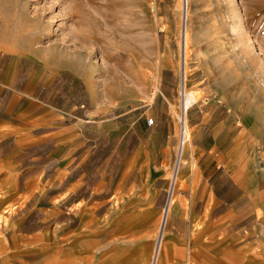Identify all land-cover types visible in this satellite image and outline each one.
I'll return each mask as SVG.
<instances>
[{
    "label": "crops",
    "instance_id": "0c3cea01",
    "mask_svg": "<svg viewBox=\"0 0 264 264\" xmlns=\"http://www.w3.org/2000/svg\"><path fill=\"white\" fill-rule=\"evenodd\" d=\"M32 59L0 50L3 262L264 264L245 228L257 200L224 161L231 126L193 118L160 222L177 140L165 109L147 124L143 99L100 107L80 72Z\"/></svg>",
    "mask_w": 264,
    "mask_h": 264
},
{
    "label": "rangeland",
    "instance_id": "374dc122",
    "mask_svg": "<svg viewBox=\"0 0 264 264\" xmlns=\"http://www.w3.org/2000/svg\"><path fill=\"white\" fill-rule=\"evenodd\" d=\"M0 50L77 70L100 107L127 98L143 99L145 118L153 116L147 107L165 109L179 169L193 118L231 126L225 139L234 149L224 161L257 200L258 216L245 228L264 256V0H0ZM184 68L197 99L179 143Z\"/></svg>",
    "mask_w": 264,
    "mask_h": 264
},
{
    "label": "built area",
    "instance_id": "2783aa9c",
    "mask_svg": "<svg viewBox=\"0 0 264 264\" xmlns=\"http://www.w3.org/2000/svg\"><path fill=\"white\" fill-rule=\"evenodd\" d=\"M187 107L183 108V112H180L177 116L178 119V125H179V131L180 129H182V132L180 131L181 136L178 134V140L181 139V141H183V135H184V125L186 124L185 121V110ZM145 122L147 124H152L154 122V116L152 115H147L145 118ZM181 155V151L180 154L177 156V151H176V155L175 158L173 160L171 169H170V174H169V181H168V186L166 187V191H167V195H166V200H165V204L163 206V209L165 207H169L170 206V199L173 196V185L175 182V176L177 175L179 166H180V158L179 156Z\"/></svg>",
    "mask_w": 264,
    "mask_h": 264
},
{
    "label": "bare ground",
    "instance_id": "6f19581e",
    "mask_svg": "<svg viewBox=\"0 0 264 264\" xmlns=\"http://www.w3.org/2000/svg\"><path fill=\"white\" fill-rule=\"evenodd\" d=\"M185 69L186 68L183 69L184 71L182 72L183 74H182L181 79H180V86H181V89H180L181 103L180 104L182 106L181 112H183V108L191 105L197 99L195 91L189 89L185 84H183V80L185 82V74H186ZM186 129H187V123L184 125V135L186 133ZM180 131L182 132V129H180ZM180 131H179V133H180ZM184 135H183V137H184ZM180 136H181V134H180ZM180 142H181V139H180L179 143ZM177 156H178V154H177ZM176 177H177V175L175 176V181H176Z\"/></svg>",
    "mask_w": 264,
    "mask_h": 264
}]
</instances>
